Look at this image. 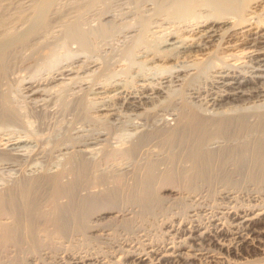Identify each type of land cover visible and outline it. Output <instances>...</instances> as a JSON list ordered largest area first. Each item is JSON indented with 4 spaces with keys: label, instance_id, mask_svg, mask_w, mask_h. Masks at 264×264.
<instances>
[{
    "label": "bare ground",
    "instance_id": "bare-ground-1",
    "mask_svg": "<svg viewBox=\"0 0 264 264\" xmlns=\"http://www.w3.org/2000/svg\"><path fill=\"white\" fill-rule=\"evenodd\" d=\"M259 1L0 0V264H264ZM143 9L122 81L96 38Z\"/></svg>",
    "mask_w": 264,
    "mask_h": 264
},
{
    "label": "rangeland",
    "instance_id": "rangeland-1",
    "mask_svg": "<svg viewBox=\"0 0 264 264\" xmlns=\"http://www.w3.org/2000/svg\"><path fill=\"white\" fill-rule=\"evenodd\" d=\"M260 3V5H258ZM258 4L256 5V12H263L264 11V1H259L258 2ZM258 9V10H257ZM143 12V14H147L146 16H147V26H144V27H142L141 25H140V23L138 22V20L137 21H134V19L132 20L131 19V21H130V19L129 20H125V19H123L122 21H124V22H126V23H124L123 24V22L119 25V27H121V28H115V30H111V32L109 31V33L107 32V33H105V34H102L101 36H99V37H97L96 38V40L98 39V42H97V46H96V48L97 49H99V50H97V53H99L100 55H104V53H105V56H109V57H111V58H109V60L112 62V65H111V68H110V70L112 71L113 70V72H111V73H115V72H117V75H116V77L118 76H120L118 79L119 80H124V79H126V77H127V79H131L132 77L130 76V74L132 73V74H134V72L133 71H135L136 69H138L140 66H139V63H137L136 61V59H141V58H139V55L143 52V49L145 48H143V46L144 45H147V44H145V42L146 43H148L149 44V46H153V45H155L156 44V42H158L159 41V39H160V36L159 35H161V37H162V32L164 31V29L166 30V28H167V30L170 28V29H172L173 27H174V25H172L174 22H172L171 20H169V19H171V15L174 13H172V11L171 10H166V11H163L162 13H158L156 16H158V17H156V16H154V15H152V16H148V11L147 10H145V9H143L142 10ZM170 12V13H169ZM167 13H169V14H171V15H169V14H167ZM167 14V15H166ZM160 15V16H159ZM165 15V16H164ZM154 16V17H153ZM152 17V18H151ZM167 19V20H165V19ZM152 19H153V21H152ZM136 20V19H135ZM163 20V21H162ZM172 20H173V17H172ZM135 22V23H130V22ZM161 21V22H160ZM137 22V23H136ZM129 24H131V25H129ZM169 24H171L170 26H169ZM130 27H129V26ZM139 25V26H138ZM150 25V26H149ZM161 25V26H160ZM126 26V27H125ZM128 26V27H127ZM134 27V28H133ZM139 28V30L141 29L142 30V32L144 33V35H143V33H141L140 34V36H139V38L141 37L142 38V40H141V38H140V40L141 41H137L136 43L135 42H133L134 40H132L133 38H132V35H134V34H132V33H135V31L137 32V30H138V28ZM124 28V29H123ZM132 28V29H131ZM145 28H147V29H145ZM117 29V30H116ZM119 29H120V31H119ZM135 29V30H134ZM138 30V31H139ZM146 30V31H145ZM151 30V31H150ZM161 30V31H160ZM163 30V31H162ZM134 31V32H133ZM149 31V32H148ZM156 31V32H155ZM159 31V32H158ZM118 32V33H117ZM146 32H148V33H146ZM111 33V34H110ZM123 33V34H122ZM129 33V34H128ZM157 33V34H156ZM132 34V35H131ZM155 34V35H154ZM111 35V36H110ZM131 35V36H130ZM184 35H187L186 33H184ZM128 36V37H127ZM143 36V37H142ZM151 36V37H150ZM110 37H112V39L110 38ZM126 37H127V39L129 40H126ZM130 37V38H129ZM134 37V36H133ZM107 38V39H106ZM149 38V39H148ZM100 39H102V40H100ZM109 39V40H108ZM119 39V40H118ZM125 39V40H124ZM147 39V40H146ZM106 41V42H104V41ZM111 40L113 41V42H111ZM122 40V41H121ZM131 40V41H130ZM139 40V39H138ZM149 40V41H148ZM154 40H156V41H153ZM119 44H118V43ZM138 42H139V44H138ZM103 43V44H102ZM122 43V44H121ZM152 45H151V44ZM121 44V45H120ZM125 44V45H124ZM132 45V44H134V46H132V48L133 47H135V49H134V51L135 52H138V53H136V54H132V58H133V60H136V61H131V65H130V67H129V59L128 58H126L125 56H121L122 54H124L123 53V51L124 50H126V45ZM135 44H136V46H135ZM100 45V46H99ZM104 45V47H102ZM123 45V46H122ZM130 45V46H131ZM137 45H139L138 47H137ZM110 46V47H109ZM114 46H116V47H114ZM124 46H125V49H124ZM148 46V45H147ZM136 47H137V49H136ZM63 49H65V48H58V51H61V52H56V54H58V56L57 57H55L54 58V62H56V61H58V60H60L61 58L63 59V58H67V56L69 57L70 55H71V52L68 50H63ZM101 49V50H100ZM123 49V50H122ZM105 50V51H104ZM114 50V51H113ZM116 50V51H115ZM142 50V51H141ZM63 51V52H62ZM64 51H66V52H64ZM118 51V52H117ZM121 51V52H120ZM141 51V52H140ZM101 52H103V53H101ZM112 52V53H111ZM132 52H133V50H132ZM69 53V54H68ZM122 53V54H121ZM134 53V52H133ZM140 53V54H139ZM66 54H67V56H66ZM139 54V55H138ZM137 57H136V56ZM120 56V58H118ZM200 56V54H198L197 55V57H199ZM122 57V58H121ZM125 57V58H124ZM60 58V59H59ZM135 58V59H134ZM55 59H57V60H55ZM61 59V60H62ZM67 59H69V58H67ZM121 59H122V61H121ZM125 60H126V62H125ZM114 61H115V63H114ZM117 61V62H116ZM53 62V63H54ZM122 62H123V64H122ZM128 62V63H127ZM133 62H134V64H133ZM165 62H167V64L168 63H170V62H172V59H167ZM165 62H163V63H165ZM120 64V65H119ZM134 65V66H133ZM138 65V66H137ZM126 66V67H125ZM117 67V68H116ZM44 69L45 67H41V69ZM124 68V70H122ZM136 68V69H135ZM143 68V70H145L146 68H144V67H142ZM142 68H139L140 70H142ZM42 69V70H43ZM118 69H119V71H118ZM127 70V74H126V71ZM142 70V71H143ZM149 70H151V69H149ZM149 70H147V71H149ZM130 71V72H129ZM146 71V70H145ZM109 72V74H111ZM121 72V73H120ZM122 72L123 73H125V75L124 74H122ZM119 73V74H118ZM130 73V74H129ZM116 74V73H115ZM123 75V76H122ZM129 76V77H128ZM131 77V78H130ZM126 79V80H127ZM122 80V81H123ZM128 81V80H127ZM56 117H57V119H56ZM59 117V118H58ZM33 117H30L29 118V120L32 122V126H34V121H33ZM126 118L124 117L123 118V120L125 121H122L121 122V124H123V125H121V128L119 127L117 130H114L113 132H112V137H113V139H118V140H125L124 138H126V139H128L129 137H130V133H131V131H129V129H126V126H124V124H126V125H129L131 122V120H129L128 118V120L127 121H129V123L125 120ZM66 122V118L65 117H63V116H60V115H57V116H55L54 118H52L51 119V121H49V123H50V127H49V130L50 131H54V129H56V131H57V129L58 130H61V129H63L64 128V126H65V123ZM57 125V126H56ZM31 126V127H32ZM122 126H124L123 128H122ZM116 131V132H115ZM123 131V132H122ZM125 131H127V132H125ZM128 132H130V133H128ZM117 133V134H116ZM119 133V134H118ZM122 133V134H121ZM128 134H130V135H128ZM118 137H116V136ZM124 135V136H123ZM126 135V136H125ZM123 137V138H122Z\"/></svg>",
    "mask_w": 264,
    "mask_h": 264
}]
</instances>
